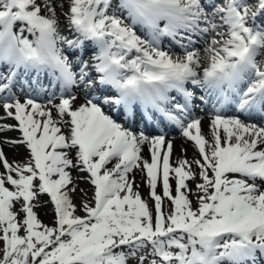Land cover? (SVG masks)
Returning a JSON list of instances; mask_svg holds the SVG:
<instances>
[{
	"label": "snow or ice",
	"instance_id": "snow-or-ice-1",
	"mask_svg": "<svg viewBox=\"0 0 264 264\" xmlns=\"http://www.w3.org/2000/svg\"><path fill=\"white\" fill-rule=\"evenodd\" d=\"M0 264H264V0H0Z\"/></svg>",
	"mask_w": 264,
	"mask_h": 264
},
{
	"label": "bare ground",
	"instance_id": "bare-ground-1",
	"mask_svg": "<svg viewBox=\"0 0 264 264\" xmlns=\"http://www.w3.org/2000/svg\"><path fill=\"white\" fill-rule=\"evenodd\" d=\"M226 111H228V110H226ZM203 116H204V126H203V130H204L205 134H207V132H208V129H207V121H208V118L209 117H208V115H203ZM12 122L13 121H11V120H8L7 121V123H12ZM5 135H7L9 137H14V136L17 135V133H15V132H8ZM168 138L169 139H172L174 141L173 160L177 156L181 155L180 149H181V146L182 145L185 148H187V153H186L187 158L188 159H191L193 157L194 153H193L192 146L189 143H187L186 141H184L183 138L180 136V134H178L176 136L173 135V136H170ZM4 151L6 152L7 157L9 158V160H14V159L16 160V159H18V157H23L22 151L17 152V151L9 150L7 148H5ZM145 154H147V153H145ZM138 175H139V173H137V180H139ZM86 187H87V185H85V188ZM141 191H142V193L145 192V188L143 186L141 187ZM74 199L76 200V202L79 201V197L78 198L75 197ZM37 212H38L39 218L42 220L43 223H45V224H49L50 223L49 215L46 214L47 213V208L46 207H42V208L41 207H38L37 208Z\"/></svg>",
	"mask_w": 264,
	"mask_h": 264
},
{
	"label": "rangeland",
	"instance_id": "rangeland-1",
	"mask_svg": "<svg viewBox=\"0 0 264 264\" xmlns=\"http://www.w3.org/2000/svg\"><path fill=\"white\" fill-rule=\"evenodd\" d=\"M203 115V114H202ZM173 135H178V133L176 132V133H173V134H170V135H168L169 137L170 136H173ZM23 157H18V159H16V160H20V159H22ZM9 159V158H8ZM15 160V159H14ZM138 178L140 179V176L138 175ZM80 187H82V188H85V184L83 183V182H81V184H80ZM145 194H146V189H145V192H144ZM77 198H78V196H77Z\"/></svg>",
	"mask_w": 264,
	"mask_h": 264
}]
</instances>
